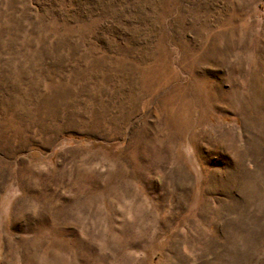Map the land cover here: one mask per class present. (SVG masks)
I'll return each mask as SVG.
<instances>
[{
    "label": "rangeland",
    "instance_id": "rangeland-1",
    "mask_svg": "<svg viewBox=\"0 0 264 264\" xmlns=\"http://www.w3.org/2000/svg\"><path fill=\"white\" fill-rule=\"evenodd\" d=\"M0 264H264V0H0Z\"/></svg>",
    "mask_w": 264,
    "mask_h": 264
}]
</instances>
